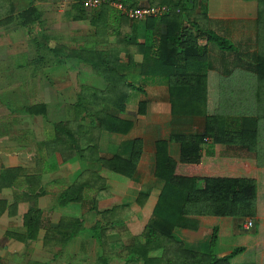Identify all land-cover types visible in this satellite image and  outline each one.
<instances>
[{
    "label": "crops",
    "instance_id": "crops-1",
    "mask_svg": "<svg viewBox=\"0 0 264 264\" xmlns=\"http://www.w3.org/2000/svg\"><path fill=\"white\" fill-rule=\"evenodd\" d=\"M23 1L6 0L14 10L13 22L0 26L1 39L12 34L23 7L36 9L30 28L36 32L33 54L27 47V56L22 53L18 62V48L14 63L3 65L0 58V264H144L139 251L151 259L162 257V248L146 250L144 237L165 186L157 177V144L168 141L169 156L178 162L180 146L169 139L173 133L193 134L197 121L173 116L166 74L170 63L157 56L160 38L152 36L148 19H129L120 0H103L95 10L84 7L85 12L78 5L87 0ZM205 5L211 31L237 48L249 49L257 42L259 0H206ZM146 6L147 0H139L138 7ZM250 25L253 38L246 33ZM248 37L250 46L241 41ZM209 46L214 67L221 52ZM145 55L162 61L158 66ZM111 70L119 75L113 79L119 81V92L108 96L101 110L132 126L126 133L104 130L98 139L89 134L81 140V127L85 133L90 127L87 114L75 108L82 89H91L89 94L107 90L110 82L103 73ZM25 76L33 105H45V116L31 115L21 103L27 98L21 91L26 84L20 82ZM124 83L136 88L127 89ZM5 93L23 107L2 104ZM118 102H125L123 113L113 105ZM58 123H70L76 132L73 147L65 146L67 136L60 144L53 141ZM94 137L96 150L84 156L77 152L93 146ZM134 143L139 155L132 171ZM100 158L120 159L122 173ZM31 210L42 213L41 225L28 227ZM199 221V227H177L173 235L188 250L202 254L211 251L213 226L221 224L223 235L238 227L236 221L227 224L218 218Z\"/></svg>",
    "mask_w": 264,
    "mask_h": 264
},
{
    "label": "trees",
    "instance_id": "trees-1",
    "mask_svg": "<svg viewBox=\"0 0 264 264\" xmlns=\"http://www.w3.org/2000/svg\"><path fill=\"white\" fill-rule=\"evenodd\" d=\"M120 1L122 6L128 8H137L139 4V0ZM147 1L151 6L169 8L168 14L149 18L147 25L149 31L152 29V36L160 38L161 41L160 53L157 56L165 60L167 64L170 63L167 65L169 68L166 74L173 116L180 119L190 117L195 121L197 118H203L204 130L196 134L173 133L169 141L176 142L180 146L178 162L169 156L168 141L157 144V177L165 182V186L153 217L145 228L144 237L147 251L157 247L164 249V253L160 258L151 259L146 253L139 251L140 258L144 264H241L238 262L244 259L248 251L254 250L258 258L256 257V262L253 264H264V260H261L258 253L264 249V238H262L264 204L259 198L262 179L260 172L263 169L260 163L261 157L264 156V148H261V143L263 144L264 141L262 138L264 136L262 130L264 125V0H259L257 50L253 54L250 51H243L242 54V48H237L231 40L210 30L206 0ZM3 3L4 6H0V26L13 22L10 16L14 10L7 6L6 0ZM78 6L82 12L86 11L83 3ZM34 13L36 9L30 6L15 19L19 20L20 17L24 19L23 16H26L27 20L25 18L21 25L29 28L33 26ZM211 43L218 50L228 54L236 52L240 55L241 53V60L243 56H251L253 61L247 60L244 65L235 67L233 70L225 69L222 75L217 65L214 64V67H211L209 64L211 61H209L208 45ZM221 57L223 53L218 58L221 59ZM149 59L151 60L152 57H147V60ZM159 60L153 58L151 61L159 66V62L162 61ZM149 62L145 64L148 65ZM235 69H242L246 75L242 74L241 79L245 78V81L250 78L247 74L252 75L253 84L246 85L242 89L252 88L254 100H256V113L236 114L229 110H226L229 111L228 113H224L225 104L222 110H217L215 114L210 113V105L219 103L210 89L214 86L218 92L221 89L224 90L219 89L218 85L221 81L224 84V79L232 78ZM156 72L159 73V70H155L154 73ZM147 73L150 75L153 70ZM103 75L110 82L108 89L102 92L92 90L89 94L91 89L83 88L84 92L75 107L78 112L86 113L90 120V127L86 133L84 128L80 129L83 132L81 140L86 139L89 134L98 139L100 132L104 130L126 133L132 126L128 121L112 118L102 112L103 101H108V96L118 95L119 92V81H114L119 75L113 70ZM223 84L221 85L224 86ZM123 85L131 90L136 88L131 84ZM223 92H225L224 96L229 95L231 98H235L240 93L237 89ZM241 93L244 92L241 91ZM245 93H247L245 96L249 94ZM233 101L235 104L238 102L237 99ZM113 105L121 113L126 110L125 102L113 103ZM142 107L144 105H141L140 113L144 111ZM26 112L31 115L45 116L47 109L45 105L38 104L27 107ZM54 128L56 133L54 142L60 144L64 140L63 137L67 136L70 142L69 144L65 142L64 144H67L65 146L75 145L73 138L76 132L73 131L70 123H58ZM91 131L96 133L93 134ZM95 137L93 146L85 149L82 147V150L80 147L77 152L84 156L86 151H92L93 148L96 150ZM136 145V143L133 144L132 160L129 161L132 171L135 169L137 155H139ZM219 146L223 147L220 151L217 150ZM99 160L107 165L116 164L115 170L122 173L118 169L120 159L106 161L100 158ZM41 214L38 210H31L27 216L28 227H32L33 222L38 226L41 225ZM204 218L222 219L227 224L236 221L238 227L230 236L232 239L245 238L246 245L231 246L228 253L222 252L221 246L226 244L224 242H228L230 236H223L221 224H217L213 226L209 254L188 250L184 243L177 241L173 231L177 227L190 228L193 224L199 227V220ZM248 219L253 220L254 223L251 230L244 228ZM241 222L243 224L239 225ZM230 230L231 228L227 229L225 235L230 233Z\"/></svg>",
    "mask_w": 264,
    "mask_h": 264
},
{
    "label": "rangeland",
    "instance_id": "rangeland-1",
    "mask_svg": "<svg viewBox=\"0 0 264 264\" xmlns=\"http://www.w3.org/2000/svg\"><path fill=\"white\" fill-rule=\"evenodd\" d=\"M17 3L24 4V3H26V1H23V0L18 1L17 0ZM32 8H34V6H32ZM26 10H28V9L23 7L22 10H20V11L18 10V11H19V14L22 15V13H24ZM23 17H24V19L26 18V16H23ZM24 19L20 17L19 20L17 21V24H14L12 27V29L14 30L12 32V34L10 33L9 35H6L0 39V49H1L0 50V58L3 57V60H4V61H2L4 63L3 65H6V63L12 64L15 62L14 59L16 56H14L15 55L14 52H16L18 50V48L19 49L21 48L20 49L21 52H19L21 54L20 58L16 57L18 62H19V60L24 59V57L22 56V53L25 56H27L26 52H25L27 50V47L31 50L32 54H33V50H35V46H34L35 40H33L32 38H33V36H35L36 32L30 33L31 27L26 28V27L21 25L22 23H24ZM25 20H27V18ZM251 29H253V28L250 25V28L248 30H246V33H248L250 36L251 35L253 36V33L250 31ZM255 29H256V26H255ZM15 30H17L18 32H15ZM41 31H40V33H41ZM1 32L2 31L0 30V33ZM251 37L250 38L248 37L249 38L248 40L246 38H243V39H241V41L244 43V45L250 46L251 41H252ZM38 39H40L39 43H41V41H42L41 36H38ZM15 43H17V45ZM18 43H19V45H18ZM216 49H217V47L215 45H213L212 51L216 50ZM256 50H257V42L255 41V43H253L249 49H241V53L243 54V51L244 52L250 51V53L252 52V54H253L256 52ZM219 51L221 53H223V57H221V59L218 58L220 61H219V63L216 62L215 65H217L219 67V69H220L219 72L222 75H224L222 72H224L225 69L233 70V68H235V67H241L242 65H244L245 64L244 62H246L247 60L253 61V57H251V56L250 57L249 56L248 57L243 56L242 57L243 60H241L240 59V55H242L241 53L239 55L236 52L228 54L227 52H223L221 50H219ZM219 65H221V66H219ZM242 74L243 75L245 74L244 72H242V69H235L234 75L232 76V78L224 79V84L221 81V84H223L224 86H222L221 84L218 85L219 89L220 88H223L224 90L237 89L240 93L238 95H236L235 98H231V96H229V95L224 96L226 91L222 93V91H224V90L221 89L218 92L214 86H213V88L210 89L213 92L212 95L215 96L216 100L219 101V103H212V105H210V108H209L210 113L215 114V113H217L216 112L217 110H222L224 104H225L224 111H223L224 113H228L229 111H232L233 113H236V114L241 113V114H248V115L256 113V100H254L255 96H254V92L252 91V88H250L249 90L247 88L242 89L246 85L250 86V84H253V78H251L252 75L247 74L248 76H250L251 79L249 78L248 80L245 81V78H244V80L241 79ZM20 82H22L23 84H26V86H27V87L24 86L23 88H21L22 93L25 96H27V98H24L21 100V103L23 105H27V107L34 106L33 103H34L35 97L33 94V89L29 88L30 84L27 82V77L26 76L23 77V80H21ZM241 91H243L244 93H241ZM245 92H248L249 94L247 96H245V94H247ZM232 99L235 101L237 99L238 102L235 104ZM1 100L3 101L2 104H5V106H8L9 108L10 107L11 108H14V107L19 108V106H20V108L23 107V105L21 103H20V105L15 104L12 100H16V98H11V96L9 97L8 93H5V95L1 98ZM226 110H229V111H226ZM218 112H220V111H218ZM190 125L192 126V124H190ZM193 126L197 127V130L194 131L193 134L202 133L204 130L203 118H197V123H196V125H193ZM262 130H263V134H264V125L262 126ZM262 138H264V136H262ZM262 147L264 148V141H263V144L261 143V148ZM219 148H223V147L219 146ZM217 150H219V149H217ZM261 158L262 159H261L260 165H263V169L260 172V178L262 177V179H261V185H260V196H259V198L263 201V204H264V156ZM262 194H263V198H262ZM242 224L243 223L241 222V224H239V225H242ZM262 226H263V231H264V224H262ZM234 233H235L234 230H232V233H228L227 235H223V236H230L231 234H234ZM236 233H237V231H236ZM262 238H264L263 232H262ZM245 240H246L245 238H243V239H241V238L240 239L239 238L232 239V237L230 236L228 239V242H224V244L225 243L226 244L224 246L223 245L221 246V250L224 253H228L231 246H239L240 247V246L246 245ZM258 253L261 256L260 257L261 260L263 261L264 260V249H261ZM256 254L257 253H255L254 250L253 251L249 250L248 253L244 256V259L240 260V262H238V263H241V264L252 263L253 264V262L254 263L256 262L255 261L256 257L258 258V256Z\"/></svg>",
    "mask_w": 264,
    "mask_h": 264
},
{
    "label": "built area",
    "instance_id": "built-area-1",
    "mask_svg": "<svg viewBox=\"0 0 264 264\" xmlns=\"http://www.w3.org/2000/svg\"><path fill=\"white\" fill-rule=\"evenodd\" d=\"M103 3V0H87L84 2V7L87 10H94L99 8ZM120 9L131 19L132 21H142L147 20L152 17H159L168 14L169 8L166 6H146L137 8H128L120 4ZM254 227L253 220L248 219L244 228L246 230H251Z\"/></svg>",
    "mask_w": 264,
    "mask_h": 264
}]
</instances>
